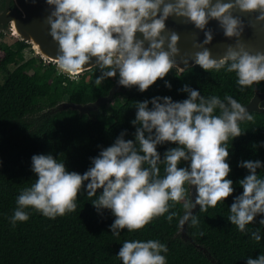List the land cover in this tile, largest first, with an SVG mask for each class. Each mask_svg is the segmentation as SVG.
Returning a JSON list of instances; mask_svg holds the SVG:
<instances>
[{
	"label": "clouds",
	"instance_id": "1",
	"mask_svg": "<svg viewBox=\"0 0 264 264\" xmlns=\"http://www.w3.org/2000/svg\"><path fill=\"white\" fill-rule=\"evenodd\" d=\"M51 6L46 22L56 42L55 63L58 70L75 74L86 68L98 71L93 83L100 85L109 77L124 87L135 86L143 92L170 69L183 72L189 60L204 70L223 69L235 73L241 86L264 81V51H250L241 35L245 22L241 15L254 14L264 21V0H46ZM175 16L203 30V40L193 41L197 50L189 57L180 54V35L166 27ZM215 19L223 35L234 38L213 57L208 45L213 30L206 27ZM140 33L141 35H137ZM165 87L171 88L168 80ZM178 91L183 99L153 95L134 101V138H125L122 129L114 141L90 157V166L81 172L68 170L64 159L51 152L31 155L30 168L35 180L16 196V207L8 217L15 225L27 220L32 209L54 218L76 209L78 192L88 196L97 213L110 210L114 216L108 225L113 236L122 229L142 228L153 217L166 213L169 222L177 216L175 202L182 201L183 213L178 223L198 225L191 211L199 205L206 211L233 193L229 139L241 134L240 122L253 119L251 112L234 96H205L198 88L184 83ZM175 142L164 150L157 145ZM264 143V142H261ZM182 162H186L182 164ZM161 165L163 169L161 171ZM180 165V166H178ZM238 166L247 174L237 182L242 191L232 197L227 220L238 231L260 241L261 227L249 229L258 214H264V167L260 159H242ZM195 186L193 198L192 188ZM99 192L97 194V190ZM28 206H31L29 208ZM264 226V215L259 216ZM165 242L157 238L124 239L116 252L122 264H167ZM245 264H264V252L245 257Z\"/></svg>",
	"mask_w": 264,
	"mask_h": 264
},
{
	"label": "trees",
	"instance_id": "2",
	"mask_svg": "<svg viewBox=\"0 0 264 264\" xmlns=\"http://www.w3.org/2000/svg\"><path fill=\"white\" fill-rule=\"evenodd\" d=\"M2 38L0 33L3 52L0 59V264H122L115 254L124 239L133 238H157L165 242L167 264H245L246 256L255 257L264 252V226L258 223L259 216L264 214H258L254 222L246 225L249 229L261 227L260 241L238 231L226 219L232 197L242 191L237 181L248 171L238 166V161L258 158L264 163V143H261L264 112L255 111L251 112L253 119L240 122L241 134L228 141L227 160L231 169L228 177L233 181L234 191L224 202L218 201L206 211L195 212L199 224L188 223L186 229L193 242L181 236L178 220L184 211L182 201L169 209L178 214L170 222L165 219V213L153 217L140 229H122L119 236H113L108 225L114 216L108 209L97 213L90 202L95 194L88 196L83 190L77 194L76 209L54 218L32 209L27 220L17 221L13 226L8 217L17 206L16 196L35 180L30 168L32 154L51 152L64 159L68 170L82 173L91 164L89 158L111 144L122 129H127L126 139L134 138L135 126L130 123L135 115L134 101L157 94L183 99L187 93L178 89L188 83L205 96L215 94L223 98L227 93L246 105L256 88L264 91V81L244 86L242 90L235 83L234 72L204 70L196 65L184 72L170 69L164 78H157L143 92L135 86H123L110 105L90 114L74 109L51 113L47 110L62 101L85 104L107 96L116 78L109 77L95 85L93 80L98 74L95 69L70 78L56 64L39 56L26 60L24 51L31 46L29 43L16 37L12 43L3 42ZM10 65L15 68L9 70ZM164 80L172 87H165ZM172 146L175 142H165L157 145V150L163 155ZM257 172L264 176V167Z\"/></svg>",
	"mask_w": 264,
	"mask_h": 264
},
{
	"label": "water",
	"instance_id": "3",
	"mask_svg": "<svg viewBox=\"0 0 264 264\" xmlns=\"http://www.w3.org/2000/svg\"><path fill=\"white\" fill-rule=\"evenodd\" d=\"M14 5V8L10 9V6ZM46 0H7L5 7L0 9V33L4 29H9L13 35L33 46L37 55L45 62L55 63V55L57 51L56 42L49 34V25L46 22V16L50 10ZM245 22V28L241 35V39L245 41L246 46L250 51L261 50L264 51V21H256L254 14L239 13ZM166 27L168 29L175 30L180 35L178 41V47L180 48V54L176 57L179 62L182 56H191L197 49L193 47V41L203 40V30L197 29L190 22H185L183 18L170 16L166 21ZM206 27L213 30V39L206 45L211 51L213 57H219L224 52V46L227 43H231L234 38H229L223 35L222 29L219 28L218 22L212 19L208 22ZM137 35H141L137 33ZM191 67L196 66L191 60H189ZM186 68L184 71H186ZM93 68H86L73 75H79ZM183 71V72H184ZM123 91V86L117 82L111 88L109 94L104 97L98 98L94 102L85 104H77L69 101H62L56 106L47 110V112H57L66 109H74L81 114H90L97 111L104 105H110L115 99V95ZM250 112H264V91H259L257 88L253 98L248 104L245 105ZM193 198L195 195V186H191ZM199 209V205H196L191 211L195 213ZM187 224L185 222L181 225V236L184 240L192 239L187 234ZM193 242V241H192ZM206 251V249H204Z\"/></svg>",
	"mask_w": 264,
	"mask_h": 264
},
{
	"label": "rangeland",
	"instance_id": "4",
	"mask_svg": "<svg viewBox=\"0 0 264 264\" xmlns=\"http://www.w3.org/2000/svg\"><path fill=\"white\" fill-rule=\"evenodd\" d=\"M1 33L3 34V38H2L3 42H9V43H12L13 42L15 36L13 35L12 32L9 31V29H4V30H2ZM24 54H25L26 60H28V59H30L32 57L38 56L37 53H36V51L33 49V46H30L27 49H25ZM2 56H3V52L0 49V59L2 58ZM14 68H15L14 65H10L9 66V70H13ZM77 76L78 75H73V77H77ZM3 80H4V76L2 75L1 76V81H3ZM39 102L41 103L42 100H39Z\"/></svg>",
	"mask_w": 264,
	"mask_h": 264
},
{
	"label": "flooded vegetation",
	"instance_id": "5",
	"mask_svg": "<svg viewBox=\"0 0 264 264\" xmlns=\"http://www.w3.org/2000/svg\"><path fill=\"white\" fill-rule=\"evenodd\" d=\"M6 1L7 0H0V9H2L3 7H5L6 5ZM14 8V5L12 3V5L10 6V9Z\"/></svg>",
	"mask_w": 264,
	"mask_h": 264
},
{
	"label": "built area",
	"instance_id": "6",
	"mask_svg": "<svg viewBox=\"0 0 264 264\" xmlns=\"http://www.w3.org/2000/svg\"><path fill=\"white\" fill-rule=\"evenodd\" d=\"M60 71V70H59ZM62 72V71H61ZM62 73H65L67 76H69L70 78H73V79H75V78H77V77H73V74H68V73H66V72H62Z\"/></svg>",
	"mask_w": 264,
	"mask_h": 264
}]
</instances>
